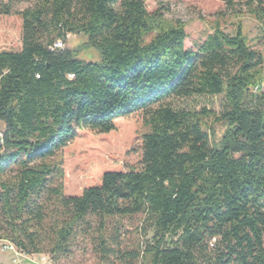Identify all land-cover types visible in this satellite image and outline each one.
<instances>
[{"label": "trees", "instance_id": "16d2710c", "mask_svg": "<svg viewBox=\"0 0 264 264\" xmlns=\"http://www.w3.org/2000/svg\"><path fill=\"white\" fill-rule=\"evenodd\" d=\"M21 1L0 0V17ZM26 1L18 46L0 48V241L56 261L92 218L102 262L264 264V60L241 25L216 24L193 52L185 24L146 0ZM222 1L264 27V0ZM69 35L99 59L50 50ZM216 96L219 114L171 105ZM131 118L146 130L125 136L141 140L139 165L96 164L95 183L65 195L63 149ZM136 216L151 238L119 249V222Z\"/></svg>", "mask_w": 264, "mask_h": 264}, {"label": "rangeland", "instance_id": "374dc122", "mask_svg": "<svg viewBox=\"0 0 264 264\" xmlns=\"http://www.w3.org/2000/svg\"><path fill=\"white\" fill-rule=\"evenodd\" d=\"M145 4L148 11H153L158 5H162L168 9L167 18L177 19L185 24L184 47L186 50L195 52L212 33L216 24L223 32L231 35L235 33L237 26L241 25L244 38L262 55L264 60V27L238 7L231 11L225 7L222 0H146ZM30 5L31 3L26 0L14 3L12 13L7 17H0V48L14 49L18 46L19 25L15 13ZM85 40L82 36L69 35L62 43V49L77 51L78 58L85 62H96L99 56L94 50L83 46ZM262 91L264 92V84ZM171 105L177 110L199 112L205 108L214 114H219L222 110L223 97H192L173 100ZM116 124L118 126L116 133L97 136L84 132L75 142L63 149L65 195H79L85 187L94 184L98 173L96 164L110 163L125 169L139 165L141 140L125 141V136L130 131L135 130L142 134L146 130L135 118L119 120ZM211 126L216 139H219L223 128L215 123H211ZM141 219L140 216H136L119 222L116 235L119 249L129 251L139 246L142 251L144 244L151 238V233L149 231L144 233L141 229ZM89 222L85 230L77 229L66 256H60L56 261L47 253L39 254V256L43 257L47 264H120L115 259L119 256L118 253L108 262L99 260L93 245L98 235L97 223L92 218H89ZM103 234L105 237L113 234L112 226L108 225ZM2 246L3 242L0 243V255L10 253L2 251ZM39 256L34 258L39 259Z\"/></svg>", "mask_w": 264, "mask_h": 264}, {"label": "crops", "instance_id": "0c3cea01", "mask_svg": "<svg viewBox=\"0 0 264 264\" xmlns=\"http://www.w3.org/2000/svg\"><path fill=\"white\" fill-rule=\"evenodd\" d=\"M2 243V242H0ZM35 256H39V255H25V254H21L20 256H14L12 253H1L0 255V264H27L30 263L31 264H47V261L39 256L38 258H34ZM16 259V263H13V260Z\"/></svg>", "mask_w": 264, "mask_h": 264}, {"label": "built area", "instance_id": "2783aa9c", "mask_svg": "<svg viewBox=\"0 0 264 264\" xmlns=\"http://www.w3.org/2000/svg\"><path fill=\"white\" fill-rule=\"evenodd\" d=\"M58 49H62V42L61 41H57L50 48V50H58ZM0 138H1V132H0ZM2 251H4V252H10L14 256H20L22 254L12 244L6 243V242L3 243ZM13 263H16V259L13 260Z\"/></svg>", "mask_w": 264, "mask_h": 264}]
</instances>
